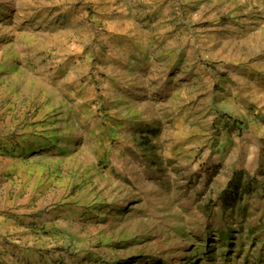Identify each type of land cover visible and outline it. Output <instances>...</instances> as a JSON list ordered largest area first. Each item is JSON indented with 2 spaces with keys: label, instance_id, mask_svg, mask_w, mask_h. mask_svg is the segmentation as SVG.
Returning <instances> with one entry per match:
<instances>
[{
  "label": "rangeland",
  "instance_id": "374dc122",
  "mask_svg": "<svg viewBox=\"0 0 264 264\" xmlns=\"http://www.w3.org/2000/svg\"><path fill=\"white\" fill-rule=\"evenodd\" d=\"M0 264H264V0H0Z\"/></svg>",
  "mask_w": 264,
  "mask_h": 264
},
{
  "label": "trees",
  "instance_id": "16d2710c",
  "mask_svg": "<svg viewBox=\"0 0 264 264\" xmlns=\"http://www.w3.org/2000/svg\"><path fill=\"white\" fill-rule=\"evenodd\" d=\"M247 188L241 184H236L234 181L229 183L228 189H226L221 197V205L225 212L227 211H234L238 203L242 201L243 197L246 195ZM249 194L251 192L247 191ZM230 237V236H229ZM229 238H223V240H228Z\"/></svg>",
  "mask_w": 264,
  "mask_h": 264
}]
</instances>
